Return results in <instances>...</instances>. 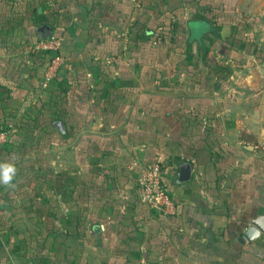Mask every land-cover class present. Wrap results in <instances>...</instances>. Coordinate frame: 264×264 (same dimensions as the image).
I'll return each mask as SVG.
<instances>
[{
  "label": "crops",
  "instance_id": "obj_1",
  "mask_svg": "<svg viewBox=\"0 0 264 264\" xmlns=\"http://www.w3.org/2000/svg\"><path fill=\"white\" fill-rule=\"evenodd\" d=\"M0 119V264H264V0H0Z\"/></svg>",
  "mask_w": 264,
  "mask_h": 264
},
{
  "label": "built area",
  "instance_id": "obj_2",
  "mask_svg": "<svg viewBox=\"0 0 264 264\" xmlns=\"http://www.w3.org/2000/svg\"><path fill=\"white\" fill-rule=\"evenodd\" d=\"M137 5L138 0H130ZM60 46V40L49 38L39 41L32 51H57ZM110 63L111 61L108 60ZM58 65V58L52 59L47 67L43 83L45 84L51 77L53 71ZM7 139V133H0V145ZM262 156H264V145L255 147ZM139 186L142 191L143 203L152 211L162 215H175L176 208L172 199L170 198L166 188L161 183L160 178V163L154 161L142 169Z\"/></svg>",
  "mask_w": 264,
  "mask_h": 264
},
{
  "label": "water",
  "instance_id": "obj_3",
  "mask_svg": "<svg viewBox=\"0 0 264 264\" xmlns=\"http://www.w3.org/2000/svg\"><path fill=\"white\" fill-rule=\"evenodd\" d=\"M261 219H253L250 222V225L247 227L246 231L244 232V237L248 240H252L253 238L257 237L262 231H264L263 225L260 224Z\"/></svg>",
  "mask_w": 264,
  "mask_h": 264
},
{
  "label": "clouds",
  "instance_id": "obj_4",
  "mask_svg": "<svg viewBox=\"0 0 264 264\" xmlns=\"http://www.w3.org/2000/svg\"><path fill=\"white\" fill-rule=\"evenodd\" d=\"M16 169L10 164L0 165V182L8 185L15 175Z\"/></svg>",
  "mask_w": 264,
  "mask_h": 264
},
{
  "label": "trees",
  "instance_id": "obj_5",
  "mask_svg": "<svg viewBox=\"0 0 264 264\" xmlns=\"http://www.w3.org/2000/svg\"><path fill=\"white\" fill-rule=\"evenodd\" d=\"M31 49L32 48H29V50H31ZM57 52H58V50L57 51H33V53H35V54H40V53L41 54H44V56L46 57V60H47L46 65H45V68L50 64V62L52 61V59L55 58V56L57 55ZM6 142H7V139H6Z\"/></svg>",
  "mask_w": 264,
  "mask_h": 264
}]
</instances>
